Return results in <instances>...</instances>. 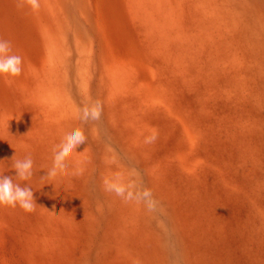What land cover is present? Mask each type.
Returning a JSON list of instances; mask_svg holds the SVG:
<instances>
[{"label":"rangeland","instance_id":"374dc122","mask_svg":"<svg viewBox=\"0 0 264 264\" xmlns=\"http://www.w3.org/2000/svg\"><path fill=\"white\" fill-rule=\"evenodd\" d=\"M19 2L0 0L23 59L0 77V175L38 206H0V264H264V0ZM77 128L68 174L42 180Z\"/></svg>","mask_w":264,"mask_h":264},{"label":"clouds","instance_id":"9594fccd","mask_svg":"<svg viewBox=\"0 0 264 264\" xmlns=\"http://www.w3.org/2000/svg\"><path fill=\"white\" fill-rule=\"evenodd\" d=\"M25 5L32 12L39 11L41 7L40 0H20L18 6L24 7ZM22 72V57L13 52L11 41L0 38V77H6L10 80L11 78L19 77ZM102 107V102L99 100L95 101L90 108L84 110V115L81 119L87 120L89 117L98 119L102 114ZM157 138L158 133L154 130L149 136L145 137L144 143L152 144ZM86 140L87 137L80 128L67 133L61 143L53 149L52 167L47 171V175L41 177V179H51L57 175H67L69 158L76 151L77 146L83 144ZM110 162L115 163V161ZM12 168L15 170V177L18 180H30L34 175V161L31 154L25 155L23 159H13ZM103 184L105 191L124 197L126 189L119 175L105 178ZM0 206H8L13 209L19 206L23 211L31 213L36 210L38 205L34 199L33 189L29 185L24 184L22 186L20 183L14 182L13 176L0 175Z\"/></svg>","mask_w":264,"mask_h":264}]
</instances>
